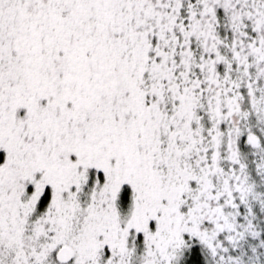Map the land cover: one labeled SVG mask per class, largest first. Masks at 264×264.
I'll return each mask as SVG.
<instances>
[{
  "label": "snow or ice",
  "instance_id": "snow-or-ice-1",
  "mask_svg": "<svg viewBox=\"0 0 264 264\" xmlns=\"http://www.w3.org/2000/svg\"><path fill=\"white\" fill-rule=\"evenodd\" d=\"M0 264H264V0H0Z\"/></svg>",
  "mask_w": 264,
  "mask_h": 264
}]
</instances>
